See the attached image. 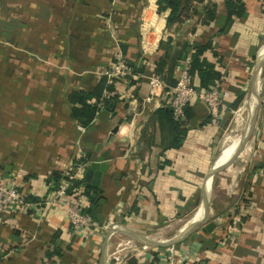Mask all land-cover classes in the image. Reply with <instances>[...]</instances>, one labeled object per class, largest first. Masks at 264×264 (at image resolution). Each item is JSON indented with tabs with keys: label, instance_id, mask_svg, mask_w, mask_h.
Instances as JSON below:
<instances>
[{
	"label": "crops",
	"instance_id": "0c3cea01",
	"mask_svg": "<svg viewBox=\"0 0 264 264\" xmlns=\"http://www.w3.org/2000/svg\"><path fill=\"white\" fill-rule=\"evenodd\" d=\"M157 1L0 0V176L33 204L46 185L56 184L51 173L61 174L59 183L74 164L109 156L99 183L105 204L91 230L74 231L62 206L12 209L0 226V264H100L102 256L113 264L110 253L127 239L148 248L125 264H151L154 257L160 264H264V0H241V17L219 34L224 0H204L216 8L208 25L201 21L210 4H195L198 14L169 30V10H159ZM167 35L172 52L188 46L185 58L208 41L221 57L217 64L206 55L222 73L220 123L212 125L205 104L194 99L176 148L168 147L167 124L154 116L168 108L170 88L165 91L159 77L162 84L149 92L151 61ZM119 55L146 69L118 79L112 112L101 119L108 108L101 107L84 128L72 117L79 105L69 94L94 89ZM194 87L204 90L197 78ZM238 97V108L229 109ZM250 98V134L223 164L216 155L220 138L244 106L247 115ZM227 111L236 113L224 130ZM200 218L203 223L175 244L146 241L171 242ZM209 222L214 227L203 230Z\"/></svg>",
	"mask_w": 264,
	"mask_h": 264
},
{
	"label": "trees",
	"instance_id": "16d2710c",
	"mask_svg": "<svg viewBox=\"0 0 264 264\" xmlns=\"http://www.w3.org/2000/svg\"><path fill=\"white\" fill-rule=\"evenodd\" d=\"M159 10H169V14L166 18V29L169 30L175 26L181 25L187 17L196 16L198 14V8L195 4H210L204 7V17L201 21L202 24L208 25L211 23L216 15L215 3H206L204 0H158L157 1ZM226 7L225 21L222 27H220L216 34L224 33L232 19L234 17H241L244 8L241 0H224ZM173 47L172 36L167 35L164 40H161L158 47L157 57L151 61V71L164 82L167 91L169 88L173 87L176 82L175 68L180 62L185 58L186 49L188 46L186 44H181L175 52L171 51ZM207 53H210L214 57L218 64L221 61L217 50L213 47L211 41L199 44L196 46L189 56V75L192 78L193 85L195 78L199 81V88L208 90L209 86L220 83L222 80V73L216 68V63L209 62L206 58ZM124 59V58H123ZM116 61L114 60V63ZM126 65L130 68V76L133 74H141L145 71L146 67L137 68L133 62L124 59ZM105 90H115V85L107 84L106 76L101 78L99 84L92 90H82L78 92H72L69 94V102L73 104H78L79 108L72 109V117L77 121L79 125L86 128L91 122L96 118L97 113L101 111L102 108H107L109 105L113 104L116 100V96L103 98L102 94ZM95 99L94 103H89L88 101ZM241 97H238L235 102L229 105V109L236 110L240 104ZM101 103V106H99ZM102 107V108H101ZM154 116L159 120L165 122L168 126L169 133V145L168 147H179L187 133V121L191 119L192 113L190 106L184 107L183 117L180 119H175L169 108H159L154 112ZM210 120V118H209ZM61 174L58 172L51 173V179L58 184L61 179ZM53 185L54 187L56 186ZM78 182H73V186L78 185ZM69 192V191H68ZM85 193L89 197L90 207L85 211L88 215L94 218L93 208L91 205L95 202L91 201V193L89 188H85ZM26 200H34L33 198L26 196ZM56 253V251H55ZM58 253V252H57ZM128 264H135L134 260H129ZM151 264H160L158 260L154 257L151 260Z\"/></svg>",
	"mask_w": 264,
	"mask_h": 264
},
{
	"label": "built area",
	"instance_id": "2783aa9c",
	"mask_svg": "<svg viewBox=\"0 0 264 264\" xmlns=\"http://www.w3.org/2000/svg\"><path fill=\"white\" fill-rule=\"evenodd\" d=\"M130 72V68L124 62L123 57L119 55L116 62L109 70L104 72V75L107 78V84L116 85L118 79L125 78ZM175 74V85L166 92L170 97L168 108L171 110L173 117L175 119L182 118L184 107L190 105L194 99H200L207 107L210 123L214 126L219 125L223 116V105L219 98V83L208 90H197L189 75V56L177 65ZM161 84L162 81L158 76L151 75L149 79L150 94H153L154 88ZM116 95V90H105L102 97L109 98ZM234 113L236 111H233ZM79 129L82 130V128ZM88 164L86 161L74 164L71 169L65 172L64 178L55 187L46 185V194L38 197L33 204L26 200V195L19 191L13 183L6 182L0 176V226L6 222L5 216L12 209H24L33 205L38 210H44L50 206H62L74 231L91 230L95 226V221L85 212L90 207V200L85 193L86 186L84 182V174ZM73 182L79 184L73 186ZM110 224L111 222H107L106 226ZM113 233L114 231L109 236ZM147 248L145 245L139 248L131 239L123 240L116 244L115 249L109 255V260L113 264H125L129 258L137 255L140 250H146Z\"/></svg>",
	"mask_w": 264,
	"mask_h": 264
},
{
	"label": "water",
	"instance_id": "95a60500",
	"mask_svg": "<svg viewBox=\"0 0 264 264\" xmlns=\"http://www.w3.org/2000/svg\"><path fill=\"white\" fill-rule=\"evenodd\" d=\"M194 47H196V44L194 45ZM188 52H190V49L188 50ZM111 112H112V108L108 107L107 109H105L104 111L100 113V118L104 119ZM233 116L234 114L229 111H227L224 114V118L221 121V126L224 130L229 126L231 120L233 119ZM249 134H250V130L247 129L246 133L244 134L243 140L240 144V148L237 150L236 154H234V156L230 160H228L229 162L233 160L236 157V155L242 150ZM104 157H106V159H109V156L107 154H101L100 156H97L92 161H90V163L88 164L85 170V174H84L85 186L90 189L91 200L95 202L93 211H94V217L97 221L101 220L102 207L105 204V200L99 197V195L101 194V189L99 188L101 172H104L107 169V164L105 163ZM203 211H204V206L202 208V212ZM201 218L198 220H195L185 232H183L181 235H179L176 239H174L171 242H155V241H149L147 239L146 241L149 244H154L157 246H166L168 244H175L181 241L184 237H186L194 228L202 224L203 220H201ZM214 225L215 224L213 222H209L203 225L202 229L205 231H210L214 227ZM111 232L112 230H109L108 236ZM100 264H105L104 256H102Z\"/></svg>",
	"mask_w": 264,
	"mask_h": 264
},
{
	"label": "rangeland",
	"instance_id": "374dc122",
	"mask_svg": "<svg viewBox=\"0 0 264 264\" xmlns=\"http://www.w3.org/2000/svg\"><path fill=\"white\" fill-rule=\"evenodd\" d=\"M245 105V104H244ZM247 108H248V103H247ZM245 109H246V106H244L243 107V109L238 113L239 115L238 116H236L235 117V119H234V121L232 122V124H231V126H230V128H229V130L226 132V133H224V135L220 138V144H219V148H218V150H217V157L220 155L223 159H221V162H223V164L225 163V162H227L228 160H230L234 155H232L233 154V152H234V149L236 148V147H232L231 149H228V152L226 151V152H223V154H220V152H221V149L223 148V146H225V144H226V137L227 136H229V135H231L232 134V131H234L235 130V128L237 127V125L239 124V122L241 121V119L243 120V119H245V117H246V111H245ZM237 124V125H236ZM236 125V126H235ZM224 139V140H223ZM225 143V144H224ZM233 151V152H232ZM227 153V154H226ZM232 155V156H231ZM228 156H230V157H228ZM228 157V158H227ZM227 158V159H226ZM237 159V158H236ZM235 159V161H237ZM227 168L228 167H226V166H224V167H220V168H218L217 169V171H216V174H217V176H218V174L220 173V172H225L226 170H227ZM195 211L196 210H193L192 212H190L187 216H186V218H184V221L186 220V219H189L194 213H195ZM177 228L176 227H173L172 229H168V230H165L164 231V233H163V236L164 237H169V236H171V235H173V233L175 232V230H176Z\"/></svg>",
	"mask_w": 264,
	"mask_h": 264
},
{
	"label": "bare ground",
	"instance_id": "6f19581e",
	"mask_svg": "<svg viewBox=\"0 0 264 264\" xmlns=\"http://www.w3.org/2000/svg\"><path fill=\"white\" fill-rule=\"evenodd\" d=\"M254 100L255 99H253V98H250L249 99V101H248V108H247V115H246L245 119H243V120L241 119V121L239 122V124L238 125L236 124L237 127L235 128L234 131H232V134L226 137V144L224 143L225 146H223V148H227V147H233L234 148V147H237V146L240 145V143H241V141L243 139V136H244V134H245V132H246V130L248 128V125H249V120L251 118V113H252V108H253ZM235 149H234V151H235Z\"/></svg>",
	"mask_w": 264,
	"mask_h": 264
}]
</instances>
